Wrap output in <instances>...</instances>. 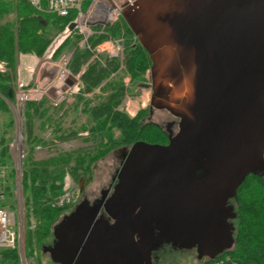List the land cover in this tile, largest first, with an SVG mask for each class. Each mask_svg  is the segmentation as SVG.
<instances>
[{"label":"water","instance_id":"obj_1","mask_svg":"<svg viewBox=\"0 0 264 264\" xmlns=\"http://www.w3.org/2000/svg\"><path fill=\"white\" fill-rule=\"evenodd\" d=\"M121 18L151 63L149 106L178 132L125 148L112 194L54 228L52 260L142 264L162 244L213 259L234 242L229 201L248 176L264 178V0H135Z\"/></svg>","mask_w":264,"mask_h":264},{"label":"trees","instance_id":"obj_2","mask_svg":"<svg viewBox=\"0 0 264 264\" xmlns=\"http://www.w3.org/2000/svg\"><path fill=\"white\" fill-rule=\"evenodd\" d=\"M84 1H86L84 10H87L93 0ZM77 13V11H71L66 17H58L36 11L25 0H0V61L5 63L9 69L8 73L0 74L1 113L10 112L2 95L6 96L11 89L20 54L41 58L51 44L54 35L63 32L69 24L74 22ZM10 15L13 16L10 21L1 23V20ZM43 21L47 22L46 26L43 25ZM121 22L122 29L120 28L121 24H116V26L112 24V26L104 29L101 26L95 27L96 33L89 37L88 47L83 50H77L79 37L74 39V44L71 43L70 38H66L55 49L52 58L56 59L60 52L72 44L76 47V51L68 65L70 71L77 74L81 66L91 57L89 49L109 38L118 39L122 31L126 38H135L124 20ZM135 40L137 41L136 38ZM124 64L125 72L132 81L142 78L151 66L147 53L138 42L126 43ZM117 70V60H105L103 65L101 61L96 60L87 66L80 77L82 85L81 94L78 95V98L84 103L82 112L94 122V126L90 127L87 132L99 139L98 148L94 152L77 155L58 154L44 161H34L32 158L34 146L43 142L37 137H32L30 116L24 124L27 130V134H25L26 145L31 154L24 158L22 166V190L26 209V223L27 226L30 224V218L36 222V228L26 235V249L29 250L26 252L27 257L32 256L33 250L31 248L34 244H38L41 239L50 234L52 223L56 220L57 215L64 210L53 206L52 193L55 191L52 188L55 178L64 174L66 172L65 167L71 162L74 164V172L82 170L83 173H89L92 165L115 146H132L137 142L166 143V137L158 125L143 122L145 111H141L136 117L129 119L118 109L124 97V86L120 79L107 81L103 90H107L106 88L111 86L112 93L107 95L103 102L100 101L91 105V102L84 100L83 95L92 93L100 87L103 80L110 78V75L116 73ZM11 102H13V98ZM46 111L38 107L34 114L41 118L45 117ZM60 129L61 127H58L57 131ZM113 129L120 131L118 139L113 138ZM58 139L60 141L65 140L66 136L58 137ZM10 140L11 138L5 139L1 133L0 160L7 154V144ZM14 183V175L9 174L8 189L10 193L13 192ZM229 205L233 207V217L229 220V224L233 229L234 242L231 249L223 254L231 256L238 264H264V178L248 176L238 188L236 197L229 201ZM3 256L4 264L19 263L16 250L4 251Z\"/></svg>","mask_w":264,"mask_h":264},{"label":"rangeland","instance_id":"obj_3","mask_svg":"<svg viewBox=\"0 0 264 264\" xmlns=\"http://www.w3.org/2000/svg\"><path fill=\"white\" fill-rule=\"evenodd\" d=\"M110 1L111 2H109V0H93L87 10H84L86 4V1H84L81 5L83 7H81L83 18H89V21L92 22H88L89 24H87V26L84 23L79 24L73 32L70 34L68 33V37L65 34L66 29L61 33L55 34L54 38H52L51 44L41 58L20 54L16 74L12 79V83L14 80H17V78L25 84L29 85L31 83V87L28 89L32 92V99L22 108H18V112H16L17 107L14 105V102H11L10 100L13 109L9 107L10 112H0V138L1 133L5 139L11 138L7 144V154L4 157H1L6 162L4 163L7 166L8 173L14 175L15 187L13 191L16 192V181H18V179L21 188L20 210L18 208V203H16V199H13L15 203L13 202L12 205L15 209L16 218V226H14V228L19 227L21 229L24 261L26 264H52L48 255H46L42 249L50 242L54 226L59 224L65 216L69 215L84 198H87L91 203L100 198L101 191L109 187V184L112 182V177L120 168V150L130 148V146H115L112 149L110 148L108 153L92 165L89 173H83L82 170L74 172V164L72 162L65 167L66 172L55 178L52 188L55 191V193H52L53 206L64 210L57 215L56 220L52 223L50 234L41 239L38 244H34L33 248H31V250H33L32 256L27 257L26 252H29V250L26 249V235L29 231H33L36 228V222L33 218H30V224L27 226L26 209L22 190L23 161L24 158L30 154L29 147L26 145L25 134H27V130L24 125L29 116L32 137H37L43 142L42 144H36L34 146V151L32 152V158L34 161H44L48 158L55 157L58 154L70 153L77 155L94 152V150L98 148L99 139L94 138L87 132L90 127L94 126V122L88 115L82 112L84 103L78 98V95L81 94L82 85L80 77L87 66L96 60L101 61L102 65L105 60H117L118 70L116 73L111 74L110 78L107 80H103L100 87L95 89L92 93L83 95L84 100L91 102V105H95V103L97 104L100 101L103 102L107 95L112 93L111 86L106 88L107 90H103L105 89L104 87L106 86L107 81L110 79H120L124 86V97L121 104L118 106V109L121 110L126 117L133 119L139 112L145 111L146 113L143 122L155 123L160 126L163 132L166 131L168 123H171L174 120L176 121V119L166 111L159 110L154 111L152 115L150 113L148 114L147 108L149 107L151 90L145 86L150 84L148 79L149 69L142 78L132 81L131 77L125 72L124 62L122 63L124 68H120L121 62L119 57L118 59L114 57L110 58L106 53L98 52L97 48L101 43L89 49L91 57L81 66V69L77 74L70 71L68 58L70 56L72 57L76 51V47L72 45L74 44L73 42H75L74 39L79 37L77 50H83L88 47L89 43V38H87L84 29H88L92 32V35L96 33L95 27L97 26H101V28L104 29L105 27L112 26V24H115V26L116 24H121L120 28L122 29L123 26L121 21L123 19L121 18L120 20L121 10L135 0ZM96 3L98 5H96ZM94 4L95 6H93ZM101 5L104 6V10L98 12L97 8L101 7ZM111 9H117L118 13L116 11H111ZM116 14H118L117 18H115ZM12 18L13 16L10 15L1 20V23L10 21ZM109 19L114 20L110 22ZM66 38H70L72 44L68 45L64 51L60 52L56 59H53L52 49H54L55 46L59 47ZM108 40L118 41V45H121V48L123 49L124 60L126 43L134 44L137 42L135 38H126L123 31L118 39L110 38L105 40V42ZM118 45L115 44L111 47L110 52H116ZM120 55L121 53H119L118 56ZM48 63L53 64L55 67L51 68ZM69 74L78 80L72 87H68L65 83V79ZM3 96L4 95H2V97ZM5 101L9 106V102L7 100ZM38 107L42 108L44 111L47 110L45 117H36L34 112ZM19 123L21 128L20 135L23 137L20 149L24 154L23 160L22 158L20 159L17 157L18 151L11 153L9 148L10 144L15 140L18 134ZM58 127H61L60 131H57ZM68 134L69 136L67 137ZM112 135L114 139H118L120 131L118 129H113ZM62 136H66L67 140L63 139L60 141L58 137ZM80 182H83L81 189ZM18 210L19 213L21 212L19 215ZM162 251V256H160L158 264H198L195 261L194 252H179L170 247H165Z\"/></svg>","mask_w":264,"mask_h":264},{"label":"built area","instance_id":"obj_4","mask_svg":"<svg viewBox=\"0 0 264 264\" xmlns=\"http://www.w3.org/2000/svg\"><path fill=\"white\" fill-rule=\"evenodd\" d=\"M27 3H29L36 11L48 14V15H54L58 17H66L69 15L71 11H77V18L74 22H76L78 25L81 23L89 24L92 21H89V18H83V14L81 11V5L84 2V0H25ZM96 5H98L96 3ZM95 6V4L93 5ZM104 6L101 5V7L97 8L98 12H102L104 10ZM111 11H116L118 13L117 9H111ZM118 14H116L115 18H117ZM97 16V15H96ZM114 18V19H115ZM114 19H109L110 22H112ZM89 22V23H88ZM87 35V38L92 35V32H90L88 29H84ZM70 32L66 28L65 34L67 37L69 36ZM110 39V38H109ZM86 40V39H85ZM120 42V41H119ZM115 44L118 45V41L108 40L104 41L100 44V46L97 48L98 52L106 53L110 58L114 57L120 58L121 62V69L124 68V65L122 66V63L124 62V55H123V49L121 48V45H118L116 52H110V48L113 47ZM58 46H55L54 49H52V54L54 53L55 49ZM119 53H121L120 56ZM71 58V56L69 57ZM68 58V62L70 59ZM51 68H54L53 64L48 63ZM9 69L7 68L6 64L0 61V74L8 73ZM69 76V75H68ZM68 79V77H66ZM65 79V80H66ZM31 87L29 84L23 83L19 78L17 80H14L11 86L12 94H13V102L14 105L17 107L16 112L19 111L18 108H22L28 101L32 99V92L28 88ZM20 128V123L18 124V134L15 138V140L10 144L9 148L11 153L14 151L17 152L18 158H24L23 152L21 149V141L23 139ZM21 160V161H22ZM16 192H11L8 189L9 186V173L7 170L6 164L3 162V159L0 160V264L3 263V253L4 251L8 250H16L19 256V263L18 264H26L24 261V254H23V240L21 235V229L18 227L14 228L16 226V218H15V209L13 208V199H16V203H18V208L20 210V184L19 179L16 181ZM15 203V202H14ZM18 210V215L19 213ZM207 264H238L233 258L227 254H220L216 256L213 259L208 260L205 262Z\"/></svg>","mask_w":264,"mask_h":264},{"label":"flooded vegetation","instance_id":"obj_5","mask_svg":"<svg viewBox=\"0 0 264 264\" xmlns=\"http://www.w3.org/2000/svg\"><path fill=\"white\" fill-rule=\"evenodd\" d=\"M148 109V114L150 113L151 115L153 114L154 111H159V110H154V109H151L150 106L147 108ZM172 116V115H171ZM173 117V116H172ZM174 119H176V121H172L171 123H168L167 124V127H166V131H164V135L166 137V143L164 144H159V145H167L169 143V140L171 138H173L177 132H178V119L173 117ZM157 125V124H156ZM160 127V126H159ZM126 149H129V148H126ZM124 149L120 150L119 152V159H120V168L122 166V164L124 163L125 161V155H127L126 151H124ZM119 168V169H120ZM119 170L116 171V173L114 174V176L112 177V182L109 184V187L102 190L101 191V194H100V198L94 200L92 203L89 202L87 200V198L83 199V201H86L87 203H89L90 205H92L94 202L98 201V200H101L102 197L104 196L105 198H108L113 190H114V187L115 185L117 184L118 182V179H117V173H118ZM82 201V202H83ZM103 214V208H101L100 212H99V215L98 217H100L101 215ZM106 219L109 220L110 223H112L113 221L111 219H109L107 216H105ZM58 224H56L54 226V228L57 226ZM53 228V230H54ZM53 230H52V238L50 240V242L43 247V252L48 255L49 259H50V262L52 264H59V263H55L53 262L52 260V254H51V250L55 248L56 244H57V240L55 239L54 237V234H53ZM165 247H170L171 249H174V250H177L179 252L181 251H184V252H194V256H195V261L198 263V264H204L205 262H207L208 260H210V256L212 254L211 250L207 249V248H192L190 250H186V249H181L179 247H174L172 246L171 244H162V245H158L156 247H154V249L151 251V255H150V259L149 261H143L142 264H158V261H159V258L160 256H162V250L165 248ZM176 251V252H177Z\"/></svg>","mask_w":264,"mask_h":264},{"label":"crops","instance_id":"obj_6","mask_svg":"<svg viewBox=\"0 0 264 264\" xmlns=\"http://www.w3.org/2000/svg\"><path fill=\"white\" fill-rule=\"evenodd\" d=\"M19 72V71H18ZM19 74H20V72H19ZM30 85H31V83H30Z\"/></svg>","mask_w":264,"mask_h":264}]
</instances>
